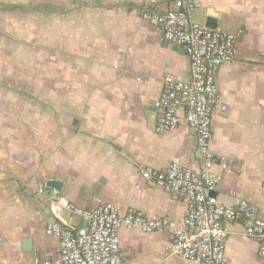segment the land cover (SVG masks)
Here are the masks:
<instances>
[{
  "label": "crops",
  "instance_id": "obj_1",
  "mask_svg": "<svg viewBox=\"0 0 264 264\" xmlns=\"http://www.w3.org/2000/svg\"><path fill=\"white\" fill-rule=\"evenodd\" d=\"M173 1L0 0V264H62L47 226L70 217L86 224L66 204L110 203L182 223L186 206L140 175L172 161L200 164L185 123L155 133L163 78L188 80L189 61L142 11L164 12ZM195 1L194 22L212 17L242 32L217 77L226 111L213 115L210 150L226 169L213 167L214 196L246 202L264 220V0ZM244 227L240 219L228 227L227 264H263ZM118 239L122 264H197L170 257L167 233L121 228Z\"/></svg>",
  "mask_w": 264,
  "mask_h": 264
},
{
  "label": "built area",
  "instance_id": "obj_2",
  "mask_svg": "<svg viewBox=\"0 0 264 264\" xmlns=\"http://www.w3.org/2000/svg\"><path fill=\"white\" fill-rule=\"evenodd\" d=\"M199 7L195 0H175L164 12L142 11L143 20L157 25L168 43L182 46L189 61L188 80H177L171 75L163 78L155 133L162 135L185 123L195 136L199 167L193 170L172 161L163 170L140 171L146 183L186 206L182 223L149 217L136 209L121 214L110 203L100 202L87 210L66 204V210L72 216H79L86 227L75 225L72 217L47 226L45 234L58 240L57 256L62 264H122L118 239L121 228L169 234L172 240L169 255L180 261L227 264L228 227L238 219L245 223L244 235L257 243L264 264V220L258 217L256 209L246 202L235 207L225 205L212 196L221 180L213 167L218 163L226 169L225 159L216 158L210 150L213 115L216 110L226 111L217 77L221 67L234 59L242 32L230 33L199 25L190 17V12ZM37 191L42 195L44 187ZM34 264L53 263L36 260Z\"/></svg>",
  "mask_w": 264,
  "mask_h": 264
},
{
  "label": "water",
  "instance_id": "obj_3",
  "mask_svg": "<svg viewBox=\"0 0 264 264\" xmlns=\"http://www.w3.org/2000/svg\"><path fill=\"white\" fill-rule=\"evenodd\" d=\"M206 28L208 29H216L217 28V24L215 19H213L212 17H209L207 20V23L205 25ZM46 187L47 188H52L56 191H60L62 184L56 181H48L46 183ZM212 196H214V193L212 194ZM84 227H86V224L84 225ZM22 248L24 251H30L31 250V241L29 239H25L22 241Z\"/></svg>",
  "mask_w": 264,
  "mask_h": 264
}]
</instances>
